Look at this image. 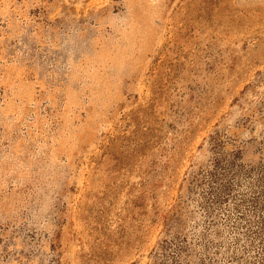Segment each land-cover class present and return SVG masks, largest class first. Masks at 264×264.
<instances>
[{"label": "rangeland", "instance_id": "374dc122", "mask_svg": "<svg viewBox=\"0 0 264 264\" xmlns=\"http://www.w3.org/2000/svg\"><path fill=\"white\" fill-rule=\"evenodd\" d=\"M0 264H264V0H0Z\"/></svg>", "mask_w": 264, "mask_h": 264}]
</instances>
